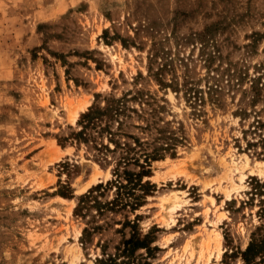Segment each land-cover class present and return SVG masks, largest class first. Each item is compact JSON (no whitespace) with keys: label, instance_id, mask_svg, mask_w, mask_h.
Segmentation results:
<instances>
[{"label":"rangeland","instance_id":"374dc122","mask_svg":"<svg viewBox=\"0 0 264 264\" xmlns=\"http://www.w3.org/2000/svg\"><path fill=\"white\" fill-rule=\"evenodd\" d=\"M211 25L219 73L228 75L231 62L254 74L264 39L250 55L245 46L254 32L264 34V0H0V264H98L97 242L115 253L121 226L112 224L83 247L86 221L73 216L76 199L57 194L69 183L77 197L110 180V168L84 146H59L57 137L75 126L84 111L75 121L70 114L81 102L90 107L95 94L136 87L165 101L162 116L183 143L175 157L152 165L156 191L136 214L141 232L155 228L157 249L136 252L134 262L243 264L235 253L261 224L257 201L246 202L249 178H264V125L256 123L264 124V99L253 109L248 95L227 85L223 106L199 114L147 71L156 42L178 75H204L193 34ZM241 108L249 114L238 116Z\"/></svg>","mask_w":264,"mask_h":264},{"label":"trees","instance_id":"16d2710c","mask_svg":"<svg viewBox=\"0 0 264 264\" xmlns=\"http://www.w3.org/2000/svg\"><path fill=\"white\" fill-rule=\"evenodd\" d=\"M214 26L215 29L218 28ZM213 29L211 25L193 34L195 40L200 42L201 60L206 70L204 75L197 79L188 72L178 75L175 60L167 57L164 51L157 48V43L153 42L147 55L148 77H152L162 90H171L176 96H181L199 114L204 112L206 106H223L227 85L231 89L237 87L245 97L248 95L247 103L254 109L256 103L264 99V61L252 66V75L243 72L241 68H232L238 64L231 62H227L229 67L224 70L228 75L219 73L221 64L213 66L214 56L218 53L217 50L213 51L217 48ZM106 33L105 30L103 34ZM263 39L264 34L254 32L249 44L245 46L247 54L254 53L257 43ZM121 44L126 47L122 41ZM209 48L211 51L206 53L205 50ZM204 53L209 55L205 59ZM178 61L180 65L183 64V58H178ZM168 75L169 79L166 78ZM161 102L165 101H160L153 94L137 87L118 96L110 94L102 97L95 94L94 103L80 113L75 126L69 127V133L64 137H57V143L61 147L70 144L79 149L84 146L93 153L95 162L111 171L110 180L91 187L77 197L69 183L60 185L61 190L57 193L64 199H76L73 216L86 221L79 239L83 247L91 245L93 237L112 224L121 226L116 231L123 238L114 247L115 253L108 254L103 244L96 243L101 253L100 258L96 259L98 264H137L134 262L136 252L144 250L148 254L157 249L152 246L155 228L147 233L141 232V216L136 212L147 204L148 198L156 191V185L150 181L153 163L166 156L175 157L177 146L183 143V137L177 135V129H172V123L164 120L162 115L165 107ZM248 114L242 108L237 112L240 117ZM256 123L257 127L264 125L260 119ZM260 141H264V138ZM72 167L75 168L73 165ZM249 180L246 203L253 206L257 201L256 215L261 224L252 232L247 247L235 253V256L243 264H264V178L251 177ZM131 215L134 216L133 219L130 218ZM127 229L129 236L126 238ZM227 256L225 253L224 257ZM120 258H123L122 262H119Z\"/></svg>","mask_w":264,"mask_h":264},{"label":"bare ground","instance_id":"6f19581e","mask_svg":"<svg viewBox=\"0 0 264 264\" xmlns=\"http://www.w3.org/2000/svg\"><path fill=\"white\" fill-rule=\"evenodd\" d=\"M88 105H89L88 102H84V103L81 102V105L78 106L77 109L75 108V110H72V109L74 108V107H73V108L71 109L72 111L70 110V111H71V114H70L71 119H72L73 121H75L76 118H77V116H78V114H79V111H81V112H82V111H85L86 108L88 107ZM241 181H242V179H241ZM82 192H83V189H80L79 191L77 190V193H79V194L82 193ZM215 235H216V234H215ZM214 239H215V238H214ZM215 241H216L217 245L219 246V243H220V235H217V236H216ZM210 242H211V241H210ZM216 243H215V244H216ZM203 244H204V243H203ZM209 246H210V245H209ZM215 247H216V246H215ZM202 249H203V248H202ZM218 249H219V248H218ZM218 249H217V250H218ZM220 251H221V250H220ZM217 252H218V253H217L218 255H219V253H221V252H219V250H218ZM218 255H217V256H218ZM218 257H220V256H218Z\"/></svg>","mask_w":264,"mask_h":264}]
</instances>
